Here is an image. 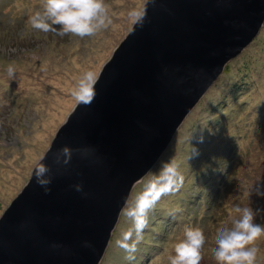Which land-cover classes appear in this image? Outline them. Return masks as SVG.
Instances as JSON below:
<instances>
[{
    "label": "water",
    "instance_id": "1",
    "mask_svg": "<svg viewBox=\"0 0 264 264\" xmlns=\"http://www.w3.org/2000/svg\"><path fill=\"white\" fill-rule=\"evenodd\" d=\"M141 9L143 27L132 24L100 67L93 102H76L0 214V264H100L125 198L264 26V0H145ZM65 145L71 157L56 163ZM40 163L51 169L47 194L34 176Z\"/></svg>",
    "mask_w": 264,
    "mask_h": 264
},
{
    "label": "rangeland",
    "instance_id": "2",
    "mask_svg": "<svg viewBox=\"0 0 264 264\" xmlns=\"http://www.w3.org/2000/svg\"><path fill=\"white\" fill-rule=\"evenodd\" d=\"M144 1L106 0L112 23L96 35L81 39L32 29L27 18L39 9L40 0H0V214L27 181L32 167L43 156L57 128L76 104L70 90L79 75L89 69L98 74L133 24L128 11L141 9ZM233 61L228 74L223 72L219 83L211 86L160 158L177 162L183 185L175 192L179 194L177 197L174 193L163 196L149 213L145 231L155 236L152 241L145 240L151 243L143 244V238L137 246L135 259L127 260V254L116 246V240L126 229H120V221L124 218L121 216L112 237L117 235L115 243L111 240L100 264H168L172 245L186 225L200 227L206 237L201 264H216L211 251L215 246V233L221 226H230L233 208L239 205L264 209V199L253 196L250 201L248 194L253 185L264 182V114L261 113V108L264 110V26L231 63ZM9 63L16 67L15 79H10L6 73ZM243 67L251 72L241 75L245 80L239 83L243 84L240 94L246 96L251 92L258 97L259 91L262 95V99L247 98V105L255 100L257 108L247 114L242 112L244 106H238L240 97L228 96L229 101L220 98L235 91L237 76ZM254 86L255 90H247ZM254 107L250 105L247 110ZM193 134H203L205 139L204 143L196 145L199 157L188 160L195 143L191 139ZM254 142L257 144L253 147ZM231 146L238 152L228 174L224 162L234 158L229 151ZM158 167L157 162L150 172H156ZM148 174L133 188L131 197L142 189ZM229 176L236 181L233 188ZM210 177L215 182H220L222 177L221 187L224 188L219 191L218 203L215 200L217 191L210 190L213 182L208 183ZM169 198L180 212L181 219L176 227H172L173 224L166 227L162 215ZM196 200L199 201L197 206ZM194 209L196 216H190ZM153 211L159 212L161 218H156ZM255 222L264 225V213L257 216ZM254 246L258 248L256 264H264V237Z\"/></svg>",
    "mask_w": 264,
    "mask_h": 264
},
{
    "label": "clouds",
    "instance_id": "3",
    "mask_svg": "<svg viewBox=\"0 0 264 264\" xmlns=\"http://www.w3.org/2000/svg\"><path fill=\"white\" fill-rule=\"evenodd\" d=\"M127 15L136 27H143L147 18L144 9L132 8ZM27 22L32 29L42 33L83 39L106 29L112 20L106 0H40L39 9L28 16ZM6 73L10 79H15L16 67L13 63L7 65ZM98 80L99 77L91 69L79 75L70 90L78 105L88 106L93 102ZM191 139L195 143L192 144L188 160L199 157L200 150L196 145L204 143L205 138L203 134H193ZM71 154L72 150L65 145L54 153L55 162L60 163L63 157L64 163H67ZM158 164V170L148 174L139 192L125 198L120 210V215L126 218L129 226L116 240V246L127 254L129 261L135 259L137 246L143 240L149 224V213L163 196L179 191L183 185V176L175 160H160ZM50 171V167L44 163H40L34 171L36 183L44 188L46 194L50 192ZM73 187L75 191L83 193L82 184ZM83 194L87 196V193ZM248 194L250 201L253 196L264 199V182L253 185ZM261 213H264V209L259 207L254 209L252 206L238 205L233 208L230 226H221L215 233V246L211 251L216 264H256L258 248L254 245L264 237V225L255 222ZM205 243L206 237L200 227L184 226L182 235L172 245V253L167 256L168 264H201Z\"/></svg>",
    "mask_w": 264,
    "mask_h": 264
},
{
    "label": "trees",
    "instance_id": "4",
    "mask_svg": "<svg viewBox=\"0 0 264 264\" xmlns=\"http://www.w3.org/2000/svg\"><path fill=\"white\" fill-rule=\"evenodd\" d=\"M237 60V59H236ZM231 63V62H230ZM228 64L227 65V67L225 68V70H224V73H226V74H228L227 73V71L229 72L230 71V69H231V65L234 63V61L231 63V64ZM250 67H251V65H250ZM239 71H241L240 73H238V84H237V87L235 88V91L234 92H228L229 94L228 95H225V96H220V98L223 100V101H229L228 100V96H230L232 99H237L238 97H240V100H239V102H238V106H244V108L242 109V112L243 111H245V113L247 114V113H249V112H253L254 110H257V108H256V104H255V100H253L252 102H250V104H248L247 105V102H248V100H247V98L248 99H258V98H260V99H262V95H261V93L258 91V90H256V91H258V97H256L255 95H253V94H251V92H248V95H246V96H242V94H240V92L241 91H243V89L241 88V86L243 85V84H239L241 81H244L245 79H244V76L242 77L241 75L242 74H244L245 72H247V71H249V72H251V70H246V67H243L241 70H239ZM238 71V72H239ZM226 78V82H227V80H228V76L227 77H225ZM222 79V78H221ZM255 79V78H254ZM217 81H218V79H217ZM217 81L215 82V84L217 83ZM255 81V80H254ZM218 83H219V81H218ZM216 87V86H215ZM248 91L250 90V91H253V90H255V86L254 87H252L251 89H247ZM256 97V98H255ZM199 104V103H198ZM250 105H255V107L254 108H252L250 111H248L247 109H249V106ZM258 108H259V106H258ZM245 113L243 114L242 113V116L244 115L245 116ZM257 113H258V111H257ZM261 113L262 114H264V110H262V108H261ZM259 116H260V114H259ZM245 119V117L243 118V120ZM262 119V118H261ZM237 141H241V140H237ZM259 143V142H258ZM257 143L256 142H254V143H252V146L254 147V145H256ZM229 151L230 152H232L233 154H234V158L232 159V158H228V159H226V161L224 162V164L226 165V168H225V170H226V172H229L228 174H230V170H231V167H232V164H233V162L235 161V159H236V157H237V152L238 151H236V147L233 149V146H231L230 148H229ZM224 170V171H225ZM262 170H264V166H263V169ZM220 176H222V174L220 175ZM221 180H222V177L220 178V182H218V181H214V179L212 178V177H210V180L208 181V183L209 182H211V181H213L212 182V184H211V188H210V190H211V192H215V191H217V194H216V196H215V200H216V202L218 203L219 201H220V194H219V191L221 190ZM231 180H233V185L231 186L232 188L233 187H235L236 186V181L233 179V177H230L229 176V183H230V181ZM226 187V186H225ZM223 188H224V186H223ZM222 188V189H223ZM221 193V192H220ZM174 195L177 197L179 194H175L174 193ZM172 197V196H171ZM176 199V198H175ZM172 200L173 199H170L169 198V202L167 203V206H166V210H165V213L164 214H162L163 216H165L163 219L165 220V226L167 227L168 225H170V224H173L172 225V227H176V224H177V222L175 221V220H177V217H178V220L179 219H181V217H180V212L178 211V210H176V208H175V206L173 205V203L174 202H172ZM197 201V200H196ZM195 201V202H196ZM199 203V201H197V203H196V206H197V204ZM192 207V206H191ZM195 212H197L196 211V209H194V213L192 212V213H190L191 215L190 216H192V215H195L196 216V214H195ZM153 214L155 215V217L157 218V217H160L161 218V216H160V213L158 212V213H156L155 211H153ZM178 215V216H177ZM162 216V217H163ZM121 223V228L120 229H124V228H127L128 226H129V223L128 224H126L127 223V220H125V217L123 218V220L122 221H120ZM152 228H155V226H153ZM119 229V230H120ZM118 230V231H119ZM156 230V229H155ZM154 230V231H155ZM118 231H116V233L118 234ZM153 231V232H154ZM116 233H115V235H116ZM121 235V234H120ZM117 236V235H116ZM116 236H114V238L112 239V241L115 239L116 240ZM147 236V237H146ZM152 236H155L153 233H151L150 231H145L144 232V236H143V238H144V243L143 244H149V243H151V242H147L145 239H148V240H151L152 241ZM115 240L113 241L114 243H115ZM154 241V240H153Z\"/></svg>",
    "mask_w": 264,
    "mask_h": 264
}]
</instances>
